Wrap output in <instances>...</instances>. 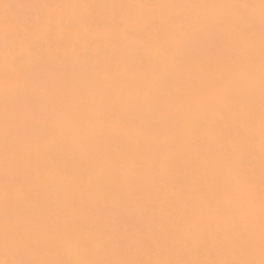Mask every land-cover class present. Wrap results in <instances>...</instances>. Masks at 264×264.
Instances as JSON below:
<instances>
[{
    "label": "bare ground",
    "instance_id": "6f19581e",
    "mask_svg": "<svg viewBox=\"0 0 264 264\" xmlns=\"http://www.w3.org/2000/svg\"><path fill=\"white\" fill-rule=\"evenodd\" d=\"M259 5L0 0V260L258 264Z\"/></svg>",
    "mask_w": 264,
    "mask_h": 264
},
{
    "label": "snow or ice",
    "instance_id": "6c2138e0",
    "mask_svg": "<svg viewBox=\"0 0 264 264\" xmlns=\"http://www.w3.org/2000/svg\"><path fill=\"white\" fill-rule=\"evenodd\" d=\"M235 7H249V5L235 6ZM260 11H261V69H260V84H261V114H260V123H261V135H262V153H261V167L262 173H264V0H260ZM42 27L45 30H50L54 27L53 22H48L43 24ZM26 37L22 34L17 37L18 40V50L13 51L9 47L8 36L5 35V64L15 65L17 72L15 73L14 79H9L6 81V90L10 87H27L26 82L29 79L27 70L25 69L26 63V54L24 50ZM36 45L32 44L29 47V51H35ZM55 130H53V133ZM237 138L240 144H243L248 137L244 135L239 129H237ZM39 151V146L36 148ZM227 165L229 172L233 175V178L237 181L240 179L239 174V156L238 153L233 152V154L227 158ZM260 212H261V231H260V252L261 259L258 264H264V189L261 192V201H260ZM14 237L12 236L10 230L5 228V248L6 251H13L12 242ZM21 247H28L29 244L27 241H17ZM99 243L96 244V247H99ZM0 264H169V262H153V261H133V260H90L82 259L75 261H65V260H31L23 258L15 259H2ZM193 264H199V262H193ZM211 264H257L256 261L250 259H224L218 261H212Z\"/></svg>",
    "mask_w": 264,
    "mask_h": 264
}]
</instances>
